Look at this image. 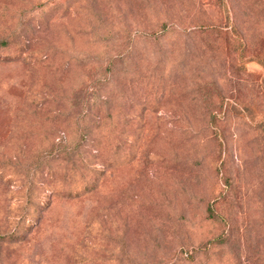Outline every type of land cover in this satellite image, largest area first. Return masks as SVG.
<instances>
[{"label": "rangeland", "instance_id": "374dc122", "mask_svg": "<svg viewBox=\"0 0 264 264\" xmlns=\"http://www.w3.org/2000/svg\"><path fill=\"white\" fill-rule=\"evenodd\" d=\"M263 33V0H0V264H264Z\"/></svg>", "mask_w": 264, "mask_h": 264}, {"label": "trees", "instance_id": "16d2710c", "mask_svg": "<svg viewBox=\"0 0 264 264\" xmlns=\"http://www.w3.org/2000/svg\"><path fill=\"white\" fill-rule=\"evenodd\" d=\"M263 2H264V0H263ZM110 6V5H109ZM189 32H193V30H189ZM262 36H263V38H264V33L262 34ZM4 45H6V42H4V39L3 40H1V42H0V46H4ZM118 56H121V55H119V54H116V55H113V56H111V57H108L107 59V62H108V64H112V62H113V60H116L115 58L116 57H118ZM91 91V90H90ZM90 100L89 99H87V103L89 102ZM92 116V119H96V120H98V118H95L96 116H93V115H91ZM89 147H90V149L88 150V151H86L84 154L85 155H87V156H91L92 158L94 157V158H96V157H101V151H102V146H100V143L98 142V143H96V144H89ZM85 156L83 155V156H81L80 155V157L79 158H77V159H74V160H72V164L74 165V167H76V163L78 162V161H80L81 159H82V161H84V163H85V165H87L88 167L89 166H91V165H89L87 162H86V158H84ZM91 163H96L95 161H91ZM93 169H95V168H93ZM95 180H96V178L95 177H92V179H91V181L90 182H86L85 184H84V186H81L80 188H73L72 190H69L67 193H69V195H77V194H79L81 191H85V190H89L90 189V187H92L91 189H93L94 187H95V185H96V183H95ZM49 192L51 193V192H54V190H49Z\"/></svg>", "mask_w": 264, "mask_h": 264}]
</instances>
